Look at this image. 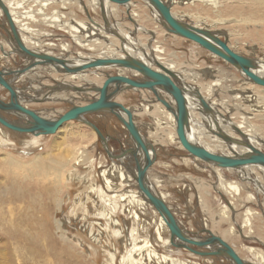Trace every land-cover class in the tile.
Segmentation results:
<instances>
[{"label":"rangeland","instance_id":"374dc122","mask_svg":"<svg viewBox=\"0 0 264 264\" xmlns=\"http://www.w3.org/2000/svg\"><path fill=\"white\" fill-rule=\"evenodd\" d=\"M8 1L16 2V0ZM18 1L21 2L19 7L15 8L12 4L17 10L15 12L29 14L28 22L36 33L35 40H40L43 44L34 47L38 49L46 47L55 55L63 53L62 56H68L75 61H79L78 57L80 58L79 55L83 53L97 54L102 51V49L98 51L99 46L88 49L81 45L87 43L86 40H80L83 34L71 30L72 25H77L80 20L93 23L95 26L104 22L100 9L92 11L94 18L89 17L83 7L85 0L77 1L78 6L66 4L67 0L64 2L63 0ZM174 1L172 0V6L180 18L198 26L227 32L229 43L240 53L255 59H259L260 56V59H264V0H222L219 5L213 3L215 0ZM146 4L144 0H134L130 4V8L142 5L150 16L144 23L139 20L137 23L134 22L145 29L140 33L135 30V26L132 31L126 27L132 21L129 7L116 4V8L119 17L125 23L124 28L136 38L137 43L134 44L140 51L152 54L155 53L150 49L156 44L154 36L165 29ZM114 15L113 19L117 17ZM0 22L8 25L6 17L2 14H0ZM125 35L128 37L129 34L125 33ZM8 37L7 31L0 26V40L3 41L1 44L4 46L0 47V54L5 55L4 49L8 53L11 51ZM161 38L166 48V51L163 49L160 52L161 56L165 57L163 60L175 61L174 65L177 66L179 73L185 75V80L190 85L198 84L210 100H214L215 97L216 100L218 98L221 100L222 105L217 106L216 113L222 122H243L246 115L249 117L253 114L249 120L254 122L253 125L256 124L258 133L264 137V110L255 109L256 105L260 104L257 103L259 97L257 98L255 92L258 94L261 90L264 93L262 90L264 87L251 82L239 69L194 41L167 31ZM115 40L118 42L114 46L116 52L118 50L120 52L121 39ZM45 41L51 42L52 45H45ZM93 43L99 44L97 40ZM142 43H145V46ZM63 46H66L68 51L64 52ZM107 47L110 48L109 44ZM25 63L26 59L15 53L0 55V66L17 69ZM176 71L174 69V72ZM62 75L50 69L37 68L24 74L25 77L22 76L15 85L29 87L28 94L38 96L42 92H51L49 86L55 85L56 82L59 84L69 79ZM216 78L222 80L217 82L219 85L210 88ZM72 80L79 84L75 79ZM247 86L250 87L248 93L257 99L236 97L237 93L245 94L244 90ZM127 91L118 98L123 97L126 105L132 108L135 113L134 119L149 141L153 140V135L157 136L153 144L158 147V156L148 172L149 182L156 187L155 189L164 193L172 211L177 214L175 215L182 221L183 226L195 230L199 225V216L203 214L204 226L208 228L216 225L220 232L227 230L233 238L235 237L233 241L231 240V245L241 250L244 259L252 264H264L262 263L264 191L258 188L259 184H254L250 179L247 181L243 175L240 176L242 171L220 169L209 166L200 159H194L178 141L171 139L175 136L174 126L168 114L161 110L164 104L160 101L155 102L156 98L149 90ZM54 95L44 103H30L28 106L44 113L55 111L54 114H50L52 118L64 113L78 101L72 99L55 101ZM0 98L9 99V92L2 86H0ZM145 103H154V111L142 112ZM197 111L200 112L199 115L203 113L201 108H197ZM5 114L16 120L15 115L7 112ZM91 116H88L90 120L109 137L108 147L111 152H121L123 145L127 148L132 146L133 141L128 129L114 114L109 118ZM193 119H196L195 115ZM199 120L205 123V126L201 125L200 128H206V122L211 124L207 118L204 120L200 116ZM162 121L164 123H161ZM6 129L4 131L7 136L3 137L7 142L5 145H1L0 135V200L2 201L0 202V264H172L170 256L181 262L179 264H231L224 257L200 256L175 247L170 243L168 238L170 234L167 231L161 233L164 240L159 241L158 232L162 228L159 225L158 212L152 206H146L145 210L132 206L131 210H137L140 215L139 219H135L126 210V207L129 208L131 205H125L123 201H117L116 206L112 204L115 201L109 198L113 190L107 185V179L112 180L119 193L126 194L127 190L132 188L126 186L127 180L122 181L118 176L115 167L118 159L108 156L98 134L89 125L82 121H70L56 134L41 136ZM205 133L211 135L212 132L206 128ZM169 135L171 138H167ZM160 139L164 141L161 142ZM28 142L32 143L29 145ZM24 148L31 150L26 153ZM250 168H255L257 173L264 175L263 168ZM228 183L236 184L240 188L239 194L228 193L224 187L227 188ZM223 190L226 191V197L221 196L220 191ZM13 191L15 195L25 192L26 196L24 198L20 196L18 199ZM250 194L255 198L252 199ZM30 195L36 197V203L32 201ZM229 201L236 202L234 210L228 207ZM47 202L51 204L48 210ZM247 207L256 211L253 231H249L248 227H240ZM207 211L210 215L208 221H206ZM23 217L29 220L25 222ZM21 231L28 232L29 237L23 236ZM67 247L70 248H68L69 254L63 253V249ZM165 254L170 255L168 259H162Z\"/></svg>","mask_w":264,"mask_h":264},{"label":"water","instance_id":"95a60500","mask_svg":"<svg viewBox=\"0 0 264 264\" xmlns=\"http://www.w3.org/2000/svg\"><path fill=\"white\" fill-rule=\"evenodd\" d=\"M118 5H128L134 0H109ZM154 6L162 16L160 23L168 32L187 38L194 41L203 48L221 57L223 60L241 70L244 75L253 83L264 86V75L258 72L261 69L255 58L238 53L229 46V41L224 31H216L209 27L198 26L185 21L182 18L176 17L172 13V6L166 0H145ZM105 5L102 4V15L107 21ZM0 8L4 12L7 24L3 25V29L9 31V43L11 51L7 55L13 53L20 55L26 59V64L17 69L0 68V86L9 92V99L0 98V123L6 128L25 134L35 136L50 135L58 132L64 124L70 121H82L92 127L98 134L99 139L104 144L106 153L112 158L108 147L109 137L104 134L101 128L90 120L88 115L110 113L114 114L128 129L129 134L134 138L138 147H141L145 159L142 162L136 148L131 149L136 156L137 181L140 189L143 191L148 202L152 204L160 215L166 221L170 229L171 242L177 247L188 249L190 252L205 256V257H224L231 264H248L236 249L219 235L213 233L208 228H203L199 231L186 230L182 223L178 220L167 201L160 193L152 189L148 172L156 162V151L154 145L145 139L134 121V113L131 107L126 106L117 98L120 94L127 90H149L155 96V102H162L168 110L172 111L176 117V132L181 145L189 151L193 158L202 160L203 162L220 169H234L244 171L245 168L261 167L264 168V151L257 148L247 135L235 128L242 139L234 138L223 132L217 133L229 146L239 145L245 148V151L233 152L232 154L215 153L201 143L192 139L191 129V114L190 103L188 96L199 99L205 112H213L199 90L191 89L189 85L182 84L181 77L170 68L166 67L152 54L147 51L134 49V54H130L122 45V51L126 57H92L86 59L78 58L79 62H74L68 59V56L53 55L45 51H37L28 48L16 27L10 9L4 0H0ZM111 35H116L125 41L119 32L108 30ZM120 35V36H119ZM152 50V48L150 47ZM3 50V48H2ZM76 59V58H75ZM100 67H114L117 69L126 68L137 71L142 74V77H130L128 75L117 73H104L105 81L101 86L95 85L91 87L70 86L65 87L61 84L51 85V93H57L65 90L84 91L99 93V95L90 99L84 105H72L66 112L58 117H45L41 115L39 110L30 108V103H44L47 98L32 96L28 93H23L27 87H18L14 84L24 74L31 72L37 68L50 69L53 72L63 75H77L88 69ZM98 72H102L98 70ZM105 72V71H104ZM11 77V78H9ZM190 88V89H189ZM160 90L168 93L175 101V106L160 95ZM5 112H12L16 116V120L9 119L4 115ZM240 137V138H241ZM153 152L154 156L151 155ZM222 195V194H221ZM223 198H225L223 196ZM207 234L206 237H201L200 234ZM252 264V263H249Z\"/></svg>","mask_w":264,"mask_h":264},{"label":"bare ground","instance_id":"6f19581e","mask_svg":"<svg viewBox=\"0 0 264 264\" xmlns=\"http://www.w3.org/2000/svg\"><path fill=\"white\" fill-rule=\"evenodd\" d=\"M6 2V4L8 5L9 9H10V12L12 14V17L14 19V22L16 24V27L18 29V32L20 34V37L22 38L24 44L30 48V49H33V50H37V51H45L49 54H53L55 55L53 52H50L48 48L44 47V48H41V49H38L34 46H43V44L41 43L40 40H35L36 39V36H35V31L32 27H30L29 25V22H28V19H29V14H26V13H17L15 11V8L19 7L21 5V2L16 0V2H10L8 0H4ZM68 1V0H67ZM66 2L67 3H71V4H79V0H69V2ZM78 1V2H77ZM145 1V0H144ZM168 1V0H166ZM174 1V0H173ZM194 1V0H193ZM210 1V0H209ZM222 0H215L213 3L214 4H220ZM64 2V0H63ZM83 2V1H82ZM175 2V1H174ZM189 2V1H188ZM133 3V1H131L128 5H126L127 7H129V16H130V19L132 20L131 23L129 24V26L126 25V27L128 29H130L131 31L133 30V27L135 28V30L140 33L141 31H144L145 29L142 27V25H136V23L138 22L137 20L141 21L142 23L146 22L149 20L150 16L146 13L145 9L144 8H141L140 5L136 6V7H133V8H130V4ZM146 5L149 6L151 9H152V12L153 14L156 16L157 20L160 21L162 20V16L161 14L159 13V11L154 7L152 6L150 3H148L146 1ZM179 3V2H178ZM12 4L15 5V8L14 6H12ZM45 4H48V3H45ZM50 4V3H49ZM102 4H104L105 6V11H106V14H107V21L104 19L103 17V23H100L98 26H95L93 23H87L86 21H81L78 23L77 22V25H72L71 27V30H77L78 32L80 31L83 36H78V37H81L80 40H86L85 42H87L86 44H81L83 45L84 47L88 48V49H94V46H99V50L98 51H101L100 49H102L101 52L97 53L96 52H89V53H83V55H79L82 57V59H86V58H92V57H116L118 56V58H122V57H126V54L123 53L122 51V45L127 49V51L130 53V54H134V49H138V47L134 44V42L137 43L136 41V38L132 37V35L129 33L128 30H126L124 28L125 26V23L124 21H122V18L119 17V11L118 9L116 8V3L114 2H110L109 0H85L84 3H83V7L85 8L84 10L87 12V14H89V17L90 18H94L93 14H92V11H94L95 9H100L102 11ZM135 4V3H134ZM168 4L170 6H172V0H169L168 1ZM181 4V3H180ZM213 4V5H214ZM23 6V4H22ZM78 6V5H77ZM119 6V5H118ZM25 7V6H24ZM29 8V7H28ZM139 9H142L139 10ZM34 10V9H33ZM42 11V9H40ZM39 10V12H40ZM32 11V10H31ZM44 11V10H43ZM111 11V14H109ZM131 11V13H130ZM20 12V11H19ZM30 12V10H29ZM38 13V12H37ZM172 13L178 17V13H176L174 10H173V6H172ZM0 14L4 15V12L2 11V9L0 8ZM40 14V13H39ZM42 14V13H41ZM46 14V13H45ZM113 14H115L117 17H115V19H113ZM38 15V14H37ZM114 15V16H115ZM158 15V16H157ZM6 17V16H5ZM43 17V16H41ZM159 17V18H158ZM56 18V17H55ZM180 18V17H179ZM42 19V18H40ZM57 19H60V18H57ZM31 20V19H30ZM38 20V19H37ZM7 21V19H6ZM62 21V20H61ZM186 21V20H185ZM134 22H136L134 24ZM97 23V22H96ZM129 23V22H128ZM127 24V23H126ZM134 24V25H133ZM6 26L9 28L8 25H6V23H1L0 22V26L3 27ZM71 26V25H69ZM156 26V25H155ZM155 28V27H154ZM164 28V27H163ZM210 28V27H209ZM36 29V28H35ZM110 31H114V32H119L123 37H125V41L122 43V39H121V48H120V52L119 50L116 52L117 49H115V45L118 43L115 39L118 38L116 35H111L108 30ZM159 29V28H158ZM7 31L8 33V36H9V31L7 29H4ZM107 30V31H106ZM217 30V29H216ZM149 31V30H148ZM165 31H167L165 29ZM164 30H161L159 32H157V34L154 36L155 38V42L156 44L154 45V47L152 48L153 53L156 58L160 61V63H162L163 65H165L166 67L170 68L172 71L177 70V66L174 65L175 61L173 62H166V60L164 61L163 58L165 57H162L161 56V53L164 49V51H166V48L165 46L163 45V43L160 42V39L163 40L161 38L162 34L165 33ZM226 31V30H225ZM168 32V31H167ZM71 33V31H70ZM125 33L128 35V37H126ZM170 33V32H169ZM227 37L229 38L228 36V33L225 32ZM173 34V33H171ZM175 35V34H173ZM120 36V35H119ZM137 37V36H136ZM181 37V36H180ZM184 38V37H182ZM134 39V40H133ZM187 39V38H185ZM78 40V41H80ZM94 40H97L99 42V44L97 43H93ZM82 41V42H83ZM107 44H106V42ZM139 41V39H138ZM1 42V41H0ZM164 42V41H163ZM229 43V42H228ZM33 44V45H32ZM45 45H52L51 42H47L45 41L44 42ZM109 44L110 48L107 47V45ZM143 44V43H142ZM145 44V43H144ZM143 44V45H144ZM148 45V44H147ZM146 45V47H147ZM105 46V47H104ZM145 46V45H144ZM229 46L236 52L240 53V51H238L237 49L234 48L233 45H231L229 43ZM149 49V48H148ZM62 50L65 52V51H68V48L66 46H63L62 47ZM147 50V49H146ZM91 51V50H89ZM195 52V51H194ZM5 53V51H4ZM6 55L8 53H5ZM79 54V53H78ZM151 54V53H149ZM63 55V53H62ZM94 55V56H93ZM135 55V54H134ZM5 56V55H4ZM8 57V56H7ZM80 57V59H81ZM261 57V56H260ZM255 59L257 61V64H259V66L261 67V69L259 70V74L260 75H264V59ZM79 58V57H78ZM68 59H70V57H68ZM72 60V59H70ZM74 62H79V61H75V60H72ZM26 64V63H25ZM234 67V66H233ZM174 68V69H173ZM236 68V67H235ZM237 69V68H236ZM98 70H101L102 72H98ZM114 70L118 73H122V74H125V75H128L130 77H136V76H139L141 75L140 73H138L137 71H134L132 69H126V68H120V69H114V67H100V68H92L91 70L88 69L87 71H84L82 73H79L77 75H64L65 77H68L69 79L66 80L65 82H61L59 84H62V87L63 86H78V87H91L92 85L95 86V85H98V86H101L103 84V81H105L106 79V76L105 74L106 73H109V74H112L114 73ZM213 70V69H212ZM105 71V72H104ZM177 72V71H176ZM179 72V71H178ZM177 72V73H178ZM240 72L242 73L243 76L246 77V75H244V73L240 70ZM105 73V74H104ZM133 73V74H131ZM182 73V72H181ZM181 73L178 75L180 76ZM194 74V73H193ZM197 75V74H196ZM63 76V75H62ZM184 76V75H183ZM191 76V75H190ZM199 76V75H198ZM25 77V76H23ZM187 78V77H186ZM247 78V77H246ZM21 79V77L19 78ZM72 79H75L79 84H76ZM188 80V79H187ZM222 79L221 78H216L214 79L210 86L213 87V85H217L218 81H221ZM225 80V79H224ZM223 80V81H224ZM220 83V82H219ZM57 84V82H56ZM55 84V85H56ZM187 84V83H186ZM219 85V84H218ZM50 87V86H49ZM189 87L191 89H197L200 91V93L202 94V96L204 97V99L206 100V102L208 103V105L212 108V111L213 112H209V113H206L205 112V109L204 107L201 105V102H199V99H195L196 101L194 102L193 98H191L190 96H188V101L190 103V114H191V129L193 130V133L192 135L189 134V136L196 140L197 142L201 143L203 146H205L206 148H208L209 150L215 152V153H223V154H232L233 152H243L245 151V148L242 147V146H239V145H231L229 146L217 133L219 132H223L225 134H228L234 138H237V139H242V137L240 138V134L238 131H236V127L241 130L243 133H245L247 135V138L250 139L252 141V143L259 149H262L264 151V148H263V145H264V137L260 136L262 134H259L258 133V130L256 129L257 127L255 125H253L252 123L254 122H251L249 119L251 118V116L248 117V115H246V119L243 121V122H238V123H233V122H229V123H226V122H222V120L219 118L218 114L216 113L217 112V106H221V100L218 98L216 100V97L214 98V100H210V98L204 94V89L202 90V88L197 84V85H190L189 83ZM264 87V86H262ZM45 88V87H44ZM189 88V89H190ZM209 88V87H208ZM207 88V89H208ZM249 88L250 87H246V89L244 90L246 93L243 94V93H237L236 94V97H249V99H257L258 97V102L257 103H260V104H257L255 109L256 110H264V93L263 91L261 90H257L258 91V94L257 92H255V94L257 95V98L254 97V95H250L248 92H249ZM29 89V87H28ZM28 89H26L25 91L23 92H26L28 93ZM31 89V87H30ZM34 89V88H33ZM37 89V88H35ZM256 89V88H255ZM262 89V88H261ZM210 90V89H208ZM253 90V89H252ZM264 90V88L262 89ZM43 91V90H42ZM209 92V91H208ZM262 92V93H261ZM37 93V92H36ZM260 93V94H259ZM38 94V93H37ZM54 99L55 101H59V100H63V99H72L73 101H77L74 105H84V104H87V102L92 99L93 97L99 95V93H94V92H87V90L85 91H74V90H65V91H60V92H57V93H54ZM160 95L164 98H166L168 100V102H170L172 105L175 106V101L172 99V97L166 93L165 91H161L160 90ZM34 96V95H33ZM37 96V95H36ZM88 96H92L91 98H87ZM38 97H45L47 99L49 98H52L53 97V94L51 92H46V93H41V94H38ZM251 97V98H250ZM121 98V97H120ZM86 99V100H85ZM82 100V101H80ZM263 102V103H262ZM162 103V102H161ZM163 104V103H162ZM252 104V103H251ZM249 105V104H248ZM255 106V104H254ZM140 107V106H139ZM231 107V106H230ZM229 107V108H230ZM197 108H201L203 113H201L200 115L198 114V117L200 118V116L205 120L206 118L209 119V121H211V124L209 122H206L207 125H206V128L208 129V131L212 132L211 135H206L205 131H206V128H200L201 125L202 126H205V123L202 122L201 120H196V119H193V115H197ZM234 108V106H233ZM48 110V109H46ZM55 110V109H54ZM145 110H150V111H154L153 109V104L152 103H145V106L142 107V112L145 111ZM161 110L168 114V118L170 120V122L172 123V125L174 126V135L173 136L176 141L180 142L179 139H178V135H177V132H176V117L174 115V113L170 110L167 109V107L165 105H162L161 107ZM133 111V110H132ZM41 115H44L45 117H50V114H54L55 111L53 112H43V111H40ZM66 112V110L64 111ZM139 112V111H136V113ZM230 112V111H229ZM9 114H12V112H8ZM59 113V112H58ZM141 113V112H140ZM262 113V112H261ZM62 114V113H61ZM59 113V115H57L56 117L60 116L61 115ZM4 115L6 116V114L4 113ZM14 115V114H13ZM56 115V114H55ZM92 116H95V117H106V118H109L112 114L110 113H101V114H91ZM89 116V115H88ZM87 116V117H88ZM91 116V117H92ZM8 117V116H6ZM226 117V116H225ZM9 118V117H8ZM53 118V117H52ZM229 118L231 119V116H229ZM11 119V118H9ZM94 119V118H93ZM248 119V120H247ZM104 119H102L103 121ZM135 121V120H134ZM136 123V122H135ZM161 123H164L163 121ZM105 124H106V121H105ZM230 124H232V127H230ZM137 125V124H136ZM233 125L235 126V128L233 127ZM138 126V125H137ZM256 127V128H255ZM0 135H1V145H5L7 142L5 140V136H7V134L5 135V131L4 130H7L5 126H3L1 123H0ZM92 128V127H91ZM127 128V127H126ZM139 128V127H138ZM259 128V127H258ZM93 129V128H92ZM9 130V129H8ZM94 130V129H93ZM261 130V128H260ZM95 131V130H94ZM141 131V130H140ZM96 132V131H95ZM142 133V131H141ZM56 134V133H55ZM238 134V135H237ZM143 137L145 139H147L144 134L142 133ZM264 135V134H263ZM131 136V135H130ZM132 138V146L130 147H125L123 145V149L121 150V152L119 153H113L111 152L110 148V153L112 154V156H116V155H120L118 158H114V159H118V164L115 166L116 169H117V172H118V176L121 178V180H127V182L125 183L126 186L132 188V189H129L127 190L126 194L125 193H119V191L117 190V187L114 186V183L112 182V180H109L107 179V185L109 186V188L112 191V194L110 196L109 199H112L113 202L112 204H114L115 206L117 205V201H123L125 202V205H131L129 208L126 207V210L127 212L129 213V215H131L132 218H135V219H139L140 218V215H139V212H137V210H131L133 209L132 206H137L138 208H141L142 210H145V207L150 205L152 206V208H154V210H156V208L150 204L147 200V198L145 197L143 191L140 189V186H139V183L137 181V178H136V175H137V169H136V154L134 151H131V149L133 148H136V152L138 153L139 157H140V160L143 162L144 159H145V155L141 149V147H138L136 141L134 140V138L131 136ZM37 139V138H36ZM35 139V140H36ZM34 140V141H35ZM148 140V139H147ZM3 142V143H2ZM151 142V141H150ZM29 145L30 143L32 142H28ZM27 143V144H28ZM38 143V142H36ZM34 143V144H36ZM35 146V145H33ZM155 151H156V157L154 156L153 152H151V155L153 157H155V160L157 159V149L154 147ZM31 149H28V148H24V151L26 153H29ZM74 156V155H73ZM195 159V158H194ZM259 168V167H258ZM262 169V168H260ZM233 170V169H231ZM264 170V168L262 169V171ZM257 170L255 168H248L243 171L244 173V178L247 179V181H254V184H259L258 185V188L262 191H264V175L263 174H260V173H257L256 172ZM261 172V171H260ZM242 176V175H240ZM239 176V177H240ZM250 179V180H248ZM150 183V182H149ZM222 183V182H221ZM151 185V184H150ZM223 185V183H222ZM257 186V185H256ZM152 189L158 191L157 189H155L152 185H151ZM225 189H229V192L232 193V194H239L240 192V188L236 185V184H232V183H228L227 185V188L226 186H224ZM137 188V189H135ZM116 190V191H115ZM118 191V192H117ZM160 193V195L166 200V197L164 195V193H161L160 191H158ZM14 195L16 194L14 191L12 192ZM252 199L255 198L254 195L250 194ZM16 198H20V196L22 198H24L26 196V193H18L17 195H15ZM31 196V199L34 203H36V197L33 196V195H30ZM117 199V200H116ZM51 201V199H49ZM49 201V202H50ZM167 201V200H166ZM0 202H2L0 200ZM42 202V201H41ZM49 202L45 203L47 204V207L46 209L48 210L49 209V206L51 205ZM168 203V202H167ZM170 206V205H169ZM229 208L231 209H235L236 208V202L235 201H229V205H228ZM171 208V207H170ZM157 211V210H156ZM155 211V212H156ZM158 212V211H157ZM256 211L252 210L251 207H247L245 208V212H244V220L242 222V225L240 227H248V230L249 231H253L254 227L253 226V223H254V215H255ZM158 216H159V225L161 226V231L158 232V239L159 241H162L164 240V236L163 233L164 231H167L169 234H170V229L168 228L167 224H166V221L164 220V218L160 215V213L158 212ZM23 219L25 220V222H27L29 220V218L27 217H23ZM22 219V220H23ZM34 221V220H33ZM24 223V221H23ZM21 224V223H20ZM32 227V226H31ZM33 228V227H32ZM35 228V226H34ZM22 230V229H21ZM29 230V229H28ZM242 230V228H241ZM27 231V230H26ZM22 232L21 231V234L25 237H29L28 236V232ZM169 236V235H168ZM168 238H170V243L172 245H174L175 247H177L174 243L171 242V236H169ZM167 238V239H168ZM132 240V239H131ZM229 243V242H228ZM231 244V243H230ZM238 247V246H237ZM69 247L63 249V253H66V254H69ZM180 248V247H179ZM185 249V248H183ZM236 249V248H235ZM188 250V249H186ZM240 250V249H239ZM238 249H236V251L240 254L241 250L239 251ZM72 255V254H71ZM241 255V254H240ZM170 255L168 254H165L162 256V259H168ZM242 256V255H241ZM68 257V256H67ZM243 257V256H242ZM170 260H171V263L172 264H179L181 262L179 261H176V259L172 256L169 257ZM244 258V257H243ZM70 259V258H69ZM179 260V259H177ZM246 260V259H245ZM181 261V260H180ZM193 261V260H192ZM225 261V260H224ZM262 263H264V260L262 261ZM249 264V263H248Z\"/></svg>","mask_w":264,"mask_h":264},{"label":"crops","instance_id":"0c3cea01","mask_svg":"<svg viewBox=\"0 0 264 264\" xmlns=\"http://www.w3.org/2000/svg\"><path fill=\"white\" fill-rule=\"evenodd\" d=\"M140 7L141 8H144L142 5H140ZM139 10H141L142 11V9H139ZM173 10H174V8H173ZM175 11V10H174ZM147 13V12H146ZM177 13V12H176ZM148 14V13H147ZM1 42H3L2 40H0ZM1 42H0V47H4L2 44H1ZM160 42L161 43H163L162 42V40L160 39ZM3 51H5V53H8L7 52V50L6 49H4ZM0 55H2V56H4V54H0ZM6 55V54H5ZM116 57H118V56H116ZM16 67H18V66H15V68ZM0 68H7L6 66H0ZM114 69H117V68H114ZM174 69V68H173ZM135 71V70H134ZM177 72H178V69H177ZM118 72H117V70L115 71L114 70V73H112V74H117ZM179 73V72H178ZM131 74H133V73H131ZM180 74V73H179ZM184 74H181L180 75V77H181V80H182V84H184V85H189V82H187L186 80H185V75L183 76ZM140 77H142V74L141 75H139ZM9 78H11V77H9ZM104 82V81H103ZM187 83V84H186ZM14 84H15V82H14ZM130 91V90H129ZM126 92H128V91H125L124 93H126ZM121 95V94H120ZM119 95V96H120ZM127 96L128 95H126V98H127ZM151 97V96H150ZM152 98V97H151ZM117 100L118 101H120V102H122L123 104H125L126 105V103L124 102V99H123V97H122V99L120 98H117ZM152 104H154V103H152ZM126 106H128V105H126ZM129 107V106H128ZM133 113H134V111H133ZM200 112L199 111H197V115L195 116L196 117V120H198L199 119V117H198V114H199ZM134 115H135V113H134ZM135 120V119H134ZM157 121H159L160 122V120L159 119H157ZM135 122H136V120H135ZM136 124L138 125V123L136 122ZM106 125V124H105ZM138 127H139V125H138ZM140 129V128H139ZM141 130V129H140ZM143 133V132H142ZM154 134V133H153ZM145 136V135H144ZM171 138V136L169 135V136H167V138ZM156 138H157V136L156 135H153V140L151 141V143L153 144V142L156 140ZM172 140H173V136H172V138H171ZM161 140V139H160ZM164 140H161V142H163ZM174 141V140H173ZM180 143V142H179ZM155 144V143H154ZM153 144V145H154ZM181 144V143H180ZM154 147L158 150V147H156V145H154ZM157 155H158V152H157ZM241 175H244V173L242 172V174ZM150 184L154 187V188H156L151 182H150ZM226 191H228V193H230L229 192V190H227V189H225ZM226 191H220V193L222 194V195H224L225 197H226ZM221 195V196H222ZM167 200V199H166ZM199 204V203H198ZM207 206V205H206ZM171 207V206H170ZM176 214V213H175ZM177 215V214H176ZM206 216L208 217V219H206V221H208L209 220V218H210V215H209V212L207 211V214H206ZM177 217V216H176ZM178 218V217H177ZM178 220L182 223V221L178 218ZM199 225H197V227L195 228V230H194V228H188L187 226H183L184 228H186V230H191V231H199V230H201V229H203V228H207V226H204V224H203V221H205V218H204V215L203 214H201L200 216H199ZM216 223V222H215ZM183 225V224H182ZM214 226V225H213ZM213 226H208V229H210L213 233H215V234H217V235H219L220 237H222L223 239H225L227 242H229V243H231L232 244V242H231V240L233 241L234 240V238L228 233V231L227 230H222L221 232L218 230V228H216V225L213 227ZM230 232H232V229L230 228ZM200 236L201 237H206V236H208L207 234H200ZM241 254V253H240Z\"/></svg>","mask_w":264,"mask_h":264}]
</instances>
